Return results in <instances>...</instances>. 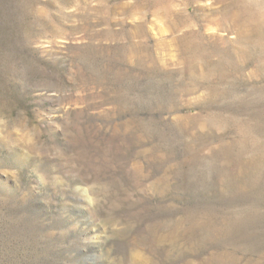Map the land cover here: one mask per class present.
<instances>
[{"label":"rangeland","instance_id":"1","mask_svg":"<svg viewBox=\"0 0 264 264\" xmlns=\"http://www.w3.org/2000/svg\"><path fill=\"white\" fill-rule=\"evenodd\" d=\"M0 264H264V0H0Z\"/></svg>","mask_w":264,"mask_h":264}]
</instances>
